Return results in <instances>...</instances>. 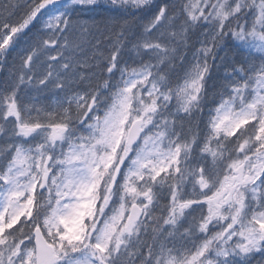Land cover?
Segmentation results:
<instances>
[{
    "label": "snow or ice",
    "instance_id": "6c2138e0",
    "mask_svg": "<svg viewBox=\"0 0 264 264\" xmlns=\"http://www.w3.org/2000/svg\"><path fill=\"white\" fill-rule=\"evenodd\" d=\"M0 264H264V0H0Z\"/></svg>",
    "mask_w": 264,
    "mask_h": 264
}]
</instances>
